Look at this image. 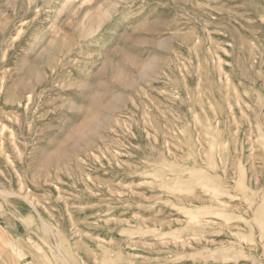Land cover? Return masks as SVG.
Wrapping results in <instances>:
<instances>
[{
	"label": "rangeland",
	"instance_id": "rangeland-1",
	"mask_svg": "<svg viewBox=\"0 0 264 264\" xmlns=\"http://www.w3.org/2000/svg\"><path fill=\"white\" fill-rule=\"evenodd\" d=\"M68 263L264 264V0H0V264Z\"/></svg>",
	"mask_w": 264,
	"mask_h": 264
},
{
	"label": "bare ground",
	"instance_id": "bare-ground-1",
	"mask_svg": "<svg viewBox=\"0 0 264 264\" xmlns=\"http://www.w3.org/2000/svg\"><path fill=\"white\" fill-rule=\"evenodd\" d=\"M109 15H110V11L104 9V10L102 11V13L99 15L100 17H99L98 20H102L103 18H105L106 16L108 17ZM92 31H93L92 25H88L87 28H86V32H88V34H91L90 32H92ZM86 36H87V35H86ZM5 192H6V191H5ZM1 193H2V192H1ZM42 226H43V229L45 230V232H52L51 229H50V227H49L46 223H44L43 221H42ZM58 247H59V246H58ZM58 247L56 246V249H58ZM68 264H69V263H68Z\"/></svg>",
	"mask_w": 264,
	"mask_h": 264
}]
</instances>
